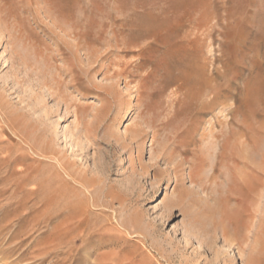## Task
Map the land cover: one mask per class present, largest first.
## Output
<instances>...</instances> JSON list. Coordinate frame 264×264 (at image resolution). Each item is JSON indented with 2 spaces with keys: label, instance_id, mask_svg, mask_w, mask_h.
I'll use <instances>...</instances> for the list:
<instances>
[{
  "label": "rangeland",
  "instance_id": "1",
  "mask_svg": "<svg viewBox=\"0 0 264 264\" xmlns=\"http://www.w3.org/2000/svg\"><path fill=\"white\" fill-rule=\"evenodd\" d=\"M250 152L264 0H0V264H264Z\"/></svg>",
  "mask_w": 264,
  "mask_h": 264
},
{
  "label": "bare ground",
  "instance_id": "2",
  "mask_svg": "<svg viewBox=\"0 0 264 264\" xmlns=\"http://www.w3.org/2000/svg\"><path fill=\"white\" fill-rule=\"evenodd\" d=\"M218 102H219L218 98H215V97L213 99H211L210 101H208V102H203L202 106H201L202 107V113L205 112V111H208L209 109L210 110L213 109ZM121 122H122V119L119 117L117 119V121H116V126H119ZM246 161H247L248 167L251 169V171L256 173L255 177L257 179H260V181L262 179H264V175H263L264 170L262 169V165L259 162L257 163L256 159L254 158V156L252 155L251 152L247 154ZM260 172H262V173H260ZM79 184L84 186L83 183H79ZM248 186H249V189L251 191H255L258 188V184L254 185L252 182H249Z\"/></svg>",
  "mask_w": 264,
  "mask_h": 264
}]
</instances>
